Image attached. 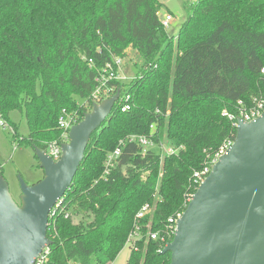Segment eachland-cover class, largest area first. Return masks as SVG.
Wrapping results in <instances>:
<instances>
[{
    "label": "trees",
    "instance_id": "16d2710c",
    "mask_svg": "<svg viewBox=\"0 0 264 264\" xmlns=\"http://www.w3.org/2000/svg\"><path fill=\"white\" fill-rule=\"evenodd\" d=\"M161 7L160 0H0V117L33 149L62 140L63 109L83 119L107 62L129 50L140 57L132 79L110 82L112 94H131L130 108L117 101L93 132L64 209L50 219L46 264H112L136 225L141 237L127 264H170L165 242L150 233L164 234L169 217L184 212L194 171L235 138L223 112L264 95V0H197L185 6L175 36ZM15 111L26 118L27 136ZM145 204L152 210L136 218Z\"/></svg>",
    "mask_w": 264,
    "mask_h": 264
},
{
    "label": "water",
    "instance_id": "95a60500",
    "mask_svg": "<svg viewBox=\"0 0 264 264\" xmlns=\"http://www.w3.org/2000/svg\"><path fill=\"white\" fill-rule=\"evenodd\" d=\"M119 95L93 103L71 126L59 160L34 147L44 174L33 184L19 177V203L0 176V264H33L53 244L47 234L52 208L70 188L93 132ZM163 252L171 254L170 264H264V114L238 119L232 146L193 193Z\"/></svg>",
    "mask_w": 264,
    "mask_h": 264
},
{
    "label": "built area",
    "instance_id": "2783aa9c",
    "mask_svg": "<svg viewBox=\"0 0 264 264\" xmlns=\"http://www.w3.org/2000/svg\"><path fill=\"white\" fill-rule=\"evenodd\" d=\"M162 23L165 27H169L171 21L173 20V15L171 13L167 14H160ZM264 72V69L262 70ZM132 79V77H128L125 71L123 70V58L115 57L112 62H107L102 70L99 71V74L96 78L97 85L92 95L93 103H99L105 98L111 97L114 94L113 90L115 89L114 86L110 85V82L113 80L118 81H128ZM131 100V94L129 92L121 93L117 101H122L123 104L121 106V110L125 111L130 108L129 101ZM116 101V102H117ZM92 103V104H93ZM238 107L235 113L224 111L223 114L227 116L231 121L235 128L238 125V119H242L243 121L249 122L255 120L256 118L262 116L264 114V95L261 96H253L251 98V102L247 104L243 100H238ZM92 108V107H91ZM78 120V115L74 114L73 112H69L66 109H63L58 124L59 127L63 130V136L61 141H53L51 142L46 149V152L49 156H51L55 161L59 160L62 155V143L69 141V130L72 125L76 124ZM0 127L9 128V130L13 133V129L7 124V122L0 117ZM153 127V126H152ZM131 140H136L140 144H142L145 148L152 147L154 142L151 137L148 136H131ZM235 138L229 137L226 139L223 144L219 147V149L215 152L213 156H211L208 160L205 161L203 167L199 170H195L192 175L191 185L196 191L198 186L205 180V178L209 175L212 170V165L215 164L221 155L225 154L229 148L232 146ZM161 149L166 154H172L176 152L175 149L171 147H166L165 145H161ZM121 154V147L118 146L113 152L109 153L107 160L105 162V172L108 173L110 168L115 164L116 159ZM2 163L0 162V169L2 168ZM193 193H189L187 196V204L192 198ZM65 199L64 197L61 198L56 205L52 208L50 213L51 217L58 211H63ZM152 210V206L150 204H145L142 209L137 213L136 218L140 219L144 217L146 214L150 213ZM182 213H177L169 217L167 222L166 231L164 234H161L159 231L151 232L150 237L152 239H160L167 245V239L175 236L177 230V221L181 218ZM50 222V220H49ZM50 224V223H49ZM141 237L139 232V226H135V229L130 233L128 242H130L131 246L130 249L136 250V241ZM170 242V241H169ZM165 245V246H166ZM50 255V246L44 247L42 252L35 258L33 264H46L49 260ZM79 264V263H77Z\"/></svg>",
    "mask_w": 264,
    "mask_h": 264
},
{
    "label": "rangeland",
    "instance_id": "374dc122",
    "mask_svg": "<svg viewBox=\"0 0 264 264\" xmlns=\"http://www.w3.org/2000/svg\"><path fill=\"white\" fill-rule=\"evenodd\" d=\"M162 2L160 14L171 13L173 20L171 21L167 31L171 35H177L179 29L187 17L185 6L190 7L197 0H160ZM140 63V57L134 51L129 50V55L123 58V70L128 77H133ZM91 108L87 110L90 111ZM12 120L19 128V133L23 136L29 134V128L26 118L22 113L15 111L11 114ZM0 162L4 168V176L9 184L10 192L18 203L20 202L21 188L19 177L33 184L43 177V169L40 167L39 161L35 156V151L31 146L20 143L15 140L13 133L9 128L0 127ZM188 194L186 195V197ZM78 220V216L74 217ZM130 242L120 251L112 264H127L131 249Z\"/></svg>",
    "mask_w": 264,
    "mask_h": 264
}]
</instances>
